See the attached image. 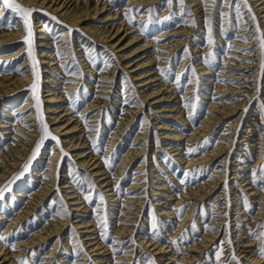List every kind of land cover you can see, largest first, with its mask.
Returning <instances> with one entry per match:
<instances>
[{
  "label": "rangeland",
  "instance_id": "374dc122",
  "mask_svg": "<svg viewBox=\"0 0 264 264\" xmlns=\"http://www.w3.org/2000/svg\"><path fill=\"white\" fill-rule=\"evenodd\" d=\"M81 1L85 2L86 0ZM204 1L199 0L201 5L205 4ZM16 2L19 3L18 0ZM130 2L131 0H91V4H110L114 8L96 15L94 19H92L94 17L92 15L91 19L84 21L83 24L103 25L102 28L111 29L113 32L119 25L124 24L118 34L111 35L109 40L112 39V41L105 44L100 43L86 33L82 29L83 24L67 29L68 25L61 19L56 17V19H53L49 14L37 9L32 12V17L29 19L35 20V22L40 21L36 20L38 16L43 15V19L49 17L47 21L41 19L39 25L36 22L35 26L32 27L34 33V44L32 46H35L36 49L33 54L37 62L36 70L39 67L37 50L43 48L39 46L41 42L39 43L38 40L43 39L38 38L40 34H38L37 30L43 24L47 27V38L49 39L46 41L51 43L48 50L53 52L54 60H52V63H55L48 65L46 63L50 59L44 58L46 62L41 65L44 70L47 69L48 71L45 72L43 70L42 73L41 70L39 71L40 91L42 89L44 96L47 93L45 91L52 89L54 95H62L64 96L63 98H67V101L58 99L59 101L52 103L59 108L53 111L54 113H47V116H59V124H63L67 117L71 118L70 122L75 119H78L76 120L77 122L80 120V131L64 136L68 137L67 140L70 138H73V140L81 138L82 140H87V147L82 148L81 145L73 153L64 151L68 153L67 156H64L57 150V148L62 147L61 139L58 137L60 140L59 144H57L56 141L48 138L41 146L35 159H32L31 164H29L36 145L34 146L28 161L21 167L20 173L23 172L24 174L22 176L17 175L16 177L18 178L12 180L13 185L11 184L10 190L5 192L3 198H0V212L4 216V219L0 220V235L8 238L6 241L0 240V247L3 244L9 246L10 250L12 245H14L15 250H19L20 245L18 243L21 240H28L37 232L44 233L46 229L60 222L64 226L57 235H54L41 245H31L23 253H20L22 257H19L12 264H20L22 260L27 261V264H112L117 261L122 262V264H153V261L154 264H164L163 261L169 257L170 261H172L169 264H173L174 262L182 261L178 258L181 256L194 257L189 264H252L246 257H242L243 255L240 252L250 249V247L242 246V240H255L253 242L255 246L253 245V247L257 251H259L258 246L264 243V240L254 238L249 233V228L257 234L264 232V228H258V225L264 224V217L255 219L258 211L261 210L263 202L261 193H264V190L254 184L251 178V173L256 171L258 179L264 182V176L259 173L260 166L264 165V157L260 158V153H264V146H262L263 142L261 141L263 139L262 135H264V109L260 107V104L264 103V76L261 75L262 69L260 68L264 62V55H262L264 50L259 47V43L254 44L255 40L259 42L260 40L259 35L254 31L255 25L251 19V14L244 6L243 0H227V4L224 5H221L220 0H207V12L204 7V13L202 14H194L195 9L189 7V0H184L183 4L179 0H173L172 4H168L167 0H156L152 6L144 7L155 10L151 13V22H149L150 14L142 9H137L135 13L129 12L130 15L136 17L133 22H130L124 14L126 11L138 6V4L131 5ZM234 3L241 4V19L238 20L236 18L234 10H231L230 17H221L219 13L221 11L230 12L228 5ZM247 4L251 6L252 13L255 14L259 21L260 29L264 31V22H261L263 19L255 12L250 0H247ZM2 6V3H0V11ZM92 9L93 6H91ZM186 9L190 10L191 14L185 11ZM5 11L4 17L0 18L1 27H13L17 24V18L23 21L19 14L13 13L7 8ZM116 11H118V14L112 15ZM108 14L111 17H117V19H112L107 23L100 22L104 19L102 16ZM166 17L171 18L165 19ZM179 17L183 19L181 26L169 25L177 22ZM193 20H195V24L192 23ZM207 21H210L211 24ZM250 22L252 25L247 26ZM132 26L136 31L128 33L130 30L126 31V28ZM180 27L189 29V34H183L181 30H174L180 29ZM209 27L212 29L211 35L214 43L209 42ZM66 31L71 33H66ZM164 31L178 32L167 36L166 42L180 41L183 43V45L171 51L170 56H158V48L155 47L149 49L150 52L140 51L124 60L120 58L119 55L121 53H128L138 44V42L128 43L129 39L141 35V38H147L156 43L159 41L157 36ZM241 31H244V33H240ZM243 37H248V39L245 40ZM253 37L256 38L253 39ZM63 39H70L71 41L72 53L69 59H66L65 52L67 50L62 51L61 49L62 45H60V42ZM113 42H117L116 46L120 45L116 49L117 51L110 47ZM237 44H250V47L246 48ZM23 45L24 41L22 40L8 44V49H0V55L16 52ZM229 45L232 47L229 48ZM4 46L6 45L0 44V48ZM58 53L63 55H58ZM152 55H156L161 61H157L158 58H155L151 65L136 69L139 63L149 60ZM24 56L26 57L27 54H22L13 60L11 59L12 61L10 62L9 60H0V77L7 73L12 76L23 75L24 69L21 64L25 58ZM245 56L253 57L256 61L254 59H246L244 58ZM231 59L233 61H228ZM94 60L96 61L95 65L93 63ZM105 61H108L111 66L105 68ZM246 61H252L251 63L258 64L259 67L240 68L239 66ZM200 62H205V67L211 68L210 75H201L203 71L199 69L201 67L199 65ZM229 64L232 66L231 71L247 72L246 74L252 76L244 79L227 77L230 74L227 71L229 67L226 65ZM89 66L91 69H89ZM170 66V71L161 72V69H169ZM193 67L195 68V75L191 71ZM257 68L261 69L259 71L260 74L254 72ZM151 69H155L159 78L162 77L160 78L161 81L152 83V86L144 85L138 87L139 84H142L140 82L145 79L136 80L139 75H135ZM104 74L110 75V77L101 78L100 76ZM46 76L51 82H46ZM205 78L208 79V83ZM177 79L180 81L179 86L176 82ZM72 81H76V86H68L69 83H73ZM107 81H111V83ZM166 81L168 84L173 85L171 89L165 87L154 96L144 98L143 95L145 93L159 90ZM217 84L230 85L246 90L239 93H228L225 97L219 98V102L226 101L230 103L231 107L238 106V103L242 101L247 104L242 109H239L237 113L225 118L224 122L221 123V127L219 129L215 128L213 133L195 142H188L187 136L194 130L193 128L199 126L208 113L209 100L216 95L221 97L220 91L217 90ZM27 93L29 92H25L21 96H18V94L8 96L0 102V125H2L1 121H5L10 126L7 128L0 127L1 170L7 164V160L1 157L4 156L3 152H6L8 157L12 159L11 148L25 142V133L28 134L32 121L36 120V118L28 119L27 115L31 110L18 111L22 107L24 100L27 99ZM171 93L173 95L166 99L168 101L154 103L156 99H159L164 94L170 95ZM176 96H179L182 102L181 100L177 101ZM33 97L35 99L34 94ZM95 100L101 102L98 106L102 108L86 111L89 104ZM125 100L128 102L125 103ZM46 105L50 104L46 103ZM185 105H195V108L186 107ZM178 106H183L184 114L187 118L186 122L173 117V114L177 112ZM140 107L142 109L137 113L136 109ZM63 108L70 109L69 112L71 113L63 117ZM190 112L192 113L191 118L189 117ZM95 113H99L97 114L98 118L92 119ZM38 115L40 116V113ZM81 116H85L86 119H79ZM239 116L240 123L233 124ZM95 121L97 123H92ZM38 125H40V121ZM161 126L163 127L161 128ZM232 126L237 129L235 137L225 139L226 144L232 145L231 149L227 151L226 155L216 157L209 164L186 168L185 165L177 160V157L172 155V152L165 150L166 144L170 140H168V137H163L166 135L164 132L172 133L170 129H164L165 127L171 128V130L175 128L177 133L183 134L180 144L185 146V150L189 147L196 148L200 142L210 138V143L202 145L199 151L196 152L201 153L215 148L223 135L232 129ZM123 127L125 128L121 130V136L116 139V143H112L116 131ZM5 129L10 132L4 133L6 132ZM97 129H99V132H97ZM141 132H147L146 139L134 143L137 142L136 140ZM249 137V143L246 144L245 141ZM94 139L96 140L95 147H93ZM144 144L147 145V150L144 151L145 155L138 160H131L132 162L125 172H118L120 167L124 166L120 164L123 163L125 153L131 147L137 149ZM89 149H91L92 154L97 155V159L99 158V162H101L99 169L102 168V172L104 174L107 173L105 177H109L108 179L115 188L119 184V190L117 189L114 192L116 194L114 197L113 195H108L110 194L109 191H105L103 187L105 180L101 182L97 176L92 174V167L80 166L79 161L82 158H78L79 155H75V153L85 152ZM56 152L61 156L54 157L53 154ZM106 157L113 164V169L111 170L105 164ZM259 159L261 162L258 161ZM50 163L56 164L52 165ZM26 164L29 167L25 172L24 167ZM139 167L143 169L138 170ZM197 168H203V173H196L195 176L190 175L187 178V182L182 184L183 173ZM220 168H222L224 174L223 181L219 183L211 194L201 201L191 198L186 203L183 200L181 203L178 202V206H176V197L181 196L188 187H196L212 177L219 176L216 175V172ZM33 173L39 175L35 177ZM139 175L141 178L138 177ZM234 175H236V178H234ZM51 177H54L55 185L48 195L39 199V203L31 209V215L27 216V220L23 225L20 224L15 229L11 228L6 233V229L10 224L8 220L11 219L14 222L13 219L17 218L16 214L30 207L32 198L36 197L35 195L39 193L46 180ZM243 180H245L244 183ZM89 182L95 183V190L89 187ZM225 182H227L226 187ZM248 182L252 183L249 187L257 190L255 195L249 192L250 189H246L245 184ZM138 183H142L143 187L132 189L133 186L139 185ZM68 184L72 185V187H64L68 186ZM4 187L5 185H2V188ZM16 190L25 192L26 197L16 196ZM74 191L77 194L75 199H80L82 208L87 206V209L75 210L77 206L72 203L73 200L70 197ZM101 194L105 198L104 203L100 201ZM171 195H173L172 199L170 198ZM86 196L90 198L91 202L89 199H85ZM244 196H247L252 206L250 209L244 206ZM129 197L135 200L138 199V201H128ZM189 203L190 207L194 208V213L188 224L184 225L182 223L190 207L183 214L177 210ZM172 208L174 213L171 217L163 215L165 210ZM129 211L131 212L129 215L133 217V220L131 222L123 221L127 220V218L122 219V216L128 214L127 212ZM240 211L244 213H240ZM65 212L69 214L63 215ZM66 219L68 220L66 221ZM104 220H106V227L102 226ZM193 222L196 225L194 230L190 229V225ZM121 223L131 225L126 226L129 230L126 229L127 235L123 237L117 235L115 228L116 224L120 225ZM80 224L86 227L79 228ZM154 224L155 228L153 227ZM180 224L183 225L181 226L182 229L178 233L173 234V232L177 231ZM57 227L62 226L57 223ZM95 227H98V229L93 232L98 234L94 235H99L97 240H100L103 245H107L108 249L107 252H104V254L108 253V255H105V259L101 258L103 260L101 263L96 260V257L100 256L93 255L101 251L89 252L92 247L88 244L97 240L88 239L93 234L85 232V230H93ZM212 229L219 230V233L205 249L194 248L195 251H186L190 250L192 245L202 247L207 242L206 239H210L205 234H213ZM186 230H188L186 238L181 239ZM144 235L153 237L158 242V245H171L172 248L166 256H161L163 254L158 253L159 251L155 250V246L149 247L143 244L144 242L141 239ZM104 237H107V239ZM133 239L134 243L131 242ZM229 239H231V244L228 243ZM124 241H128V243L122 245L120 242ZM174 241L178 242V244L173 243ZM55 244L58 247L56 253L53 252ZM232 245L241 247L240 252H238V249H233ZM122 246L123 252L120 251ZM218 247H222L219 262L216 260ZM114 248L117 250L115 254L113 253ZM175 251H177V254L172 253ZM233 253L236 259H232ZM199 254L200 256H197ZM123 255H129L125 256L128 260L122 261L118 259L124 257ZM47 258L52 259V261L50 263L43 261Z\"/></svg>",
  "mask_w": 264,
  "mask_h": 264
},
{
  "label": "bare ground",
  "instance_id": "6f19581e",
  "mask_svg": "<svg viewBox=\"0 0 264 264\" xmlns=\"http://www.w3.org/2000/svg\"><path fill=\"white\" fill-rule=\"evenodd\" d=\"M20 4H22L25 8H30V9H37L41 12H45L47 14H49L51 17H56L58 19H61L63 22H65L68 25V28H72V27H77L78 24H83L84 21H88L89 19H91L90 17L92 15H94V17L92 19L95 18L96 15H100V13H105L109 10H111L114 7H111L110 4L108 5H103V4H91V0H86L85 2L81 1V0H18ZM204 1V0H203ZM156 0H131V5H142L144 7H150L153 4H155ZM205 2V1H204ZM255 12L257 14L260 15V18L263 19L261 22H264V0H250ZM189 7H193L195 9L194 14H202L204 13V4L201 5V2H199V0H189ZM213 3V2H212ZM91 6H93V9L91 10ZM6 7L2 6L1 11H0V18H3V14L6 12L5 11ZM117 15L118 11H116L115 13H113L112 15ZM32 17V14L31 16ZM35 17V16H34ZM191 17V16H190ZM192 17H194L192 15ZM102 18H104L102 21L100 22H104L107 23L108 21L112 20V19H117V17H111L110 14L102 16ZM119 18V17H118ZM147 18V17H145ZM33 19V18H32ZM40 20V21H36L39 25V23L41 22V19H43V15L42 16H38L36 17V20ZM49 17H45L43 20H48ZM21 19L17 18L16 19V25L12 26H6L5 28L0 26V44L1 45H6L4 47H1L0 49H4L7 48L8 49V44H11L13 42L22 40L24 41V45L17 50L16 52H11V53H5L3 55H0V60H9L12 61L13 59L21 56L22 54H27V56L24 58L23 63L21 64V66H23L24 69V74L23 75H11L10 73L4 74L2 75V77H0V102L1 100H3L4 98H7L8 96H13V95H17L21 96L22 94H24L25 92H29L28 97L26 100H24V103L22 104V107L20 108V112L22 111H27V110H31L30 113L27 115L28 119H34L36 118V120H33L31 128L28 129V134H26V138H24V143H22L21 145H18L16 147L11 148L12 150V155L13 158H9L8 154L6 152H3L4 156H1L2 159L4 158V160H7V164L4 168H0V188H2V185H7L9 181H12L14 177H16L20 171H21V167L28 161L29 155L32 152L34 146L36 145V143L40 140L41 138V131H40V125H38L39 122V115L38 112L36 111V101L33 97V92L31 90V86L33 83H35V75L33 73V60L32 57H30L28 55L29 52V45L26 42L28 39V31L25 28L24 25V21H20ZM182 18L179 17V20L177 22H174L172 24V26H181L180 24H182ZM23 22V23H22ZM35 20H30V24H31V28L33 26H35ZM48 25V24H47ZM252 25V23L250 22L247 26ZM103 25H90V24H83L82 25V29L88 33L92 38L96 39L97 41H99L100 43H109L111 40H109V38L111 37V35H115L118 34L119 31L121 30V28L124 26V24L122 23L121 25H119L116 30L113 32L106 28H102ZM38 34H40V36L38 38L43 39V40H38V42L41 44H39L40 47H43L40 50H37V59H38V69L36 71H40L41 73L43 72V67H42V63H45L46 60L44 58H48L50 60H48V62L46 64L51 65V64H55L52 63L54 60L52 54L53 52L49 51V47L51 46V43H49L48 40L49 38H47V27L45 24L41 25L39 28ZM130 30V32L128 33H133L134 31H136L135 28L132 27H128L126 28V31ZM174 30H181V32L183 34H189V29L186 28H182L180 27V29H174ZM33 33V31H32ZM66 33H71V32H67ZM110 33V34H107ZM172 33H178L177 31H164L161 32L157 37H158V42L155 43V41L152 40H148L147 38H141V35L135 36L132 39H129L128 43L132 44L135 42H138L137 46L132 49L131 51H129L128 53H121L119 56L122 60L136 54L137 52L140 51H146V52H150L149 49L158 48V56H170L171 55V51L177 49L179 46L183 45L182 42L177 41H169L166 42L165 40L167 39V36H170V34ZM240 33H244V31H241ZM37 34V35H38ZM32 41L34 44V33L32 36ZM62 45L61 49L62 51H66V59L70 58V55L72 53V46L70 39H63L60 42ZM117 42H113L111 43L110 47L113 50H116L120 45L116 46ZM235 43V42H232ZM260 43L258 40H255L254 44H258ZM32 44V45H33ZM38 44V43H37ZM240 45L242 47H246L249 48L250 44H237ZM53 46V45H52ZM38 48V47H37ZM35 46H32V51L33 54L35 52ZM117 51V50H116ZM119 51V50H118ZM197 51V50H194ZM256 51H261V50H256ZM50 57V58H49ZM59 58V57H56ZM155 58H158L156 55H152V57L149 60H144L141 63H139L136 67V69H142L144 67H147L149 65H151ZM244 58L246 59H254L253 57H249V56H245ZM12 59V60H11ZM141 59V58H138ZM45 60V61H42ZM157 61H161V59L158 58ZM228 61H233L228 60ZM254 61H256V59H254ZM252 61H246L243 62L241 66H239L240 68H247V67H259L258 64H254L251 63ZM264 63V62H263ZM199 65L201 66L199 69L202 70L203 72L201 73V75H210L211 73V68L206 66L205 67V62H200ZM227 67V71H229V74L227 77L230 78H236V79H244V78H248L252 75L250 74H246L247 72H234L231 71V65H226ZM155 68V67H154ZM261 68V66H260ZM89 69H91V67L89 66ZM181 69V68H180ZM224 70H226L224 68ZM261 70V69H260ZM258 68L256 70H254V72L256 74H260V71ZM45 72H47L48 70L45 69ZM231 71V72H230ZM40 73V72H39ZM237 73V74H235ZM138 76L137 79H145L142 80L139 84L138 87L144 86V85H148V86H152V83L156 82V81H161L159 75H157L155 69H151L148 71H145L143 73L140 74H136L135 76ZM101 78H109L110 75L104 74L103 76H100ZM46 78V82H51L48 79V76L45 77ZM165 80V79H164ZM163 80V81H164ZM205 81H207L208 83V79L205 78ZM73 83H69L68 86H76V81H72ZM161 83V82H160ZM40 86V84H39ZM173 85H170L167 83V81L165 83H163L161 85V88L159 90H154V91H150L145 93L143 96L144 98H148L150 96H154L156 93H159L162 88H167V89H171ZM177 86V85H176ZM46 88V87H44ZM141 90V89H140ZM217 90L220 91V96H213L208 103V113L206 114V116L203 118L202 122L199 124L198 127L193 128L194 130L187 136V138L189 139L188 142H195L205 136H207L208 134H211L215 131L216 129H219L221 127V123L224 122V119L227 118L230 115H233L235 113H237L239 111V109H242L244 105H246L247 103L242 101L240 103H238V106H230V103L226 102V101H222L219 102V98L225 97L228 93H239V92H244L246 91L245 89H241L239 87H232L230 85L225 86L223 84H217ZM171 91V90H169ZM47 92L44 96H43V91L41 89L40 91V87L38 88V94L39 97L42 101V105H41V112L43 113L44 119L46 124L48 125L49 130L51 131V133L53 135H55L56 137H59L61 144H62V148L64 149V151L69 152V153H73L76 151V149H79L80 146L82 145V148L87 147L86 143L87 140H82L78 139V140H73V138H70L67 140V136L64 135H68L70 133L73 132H77L80 131L79 129V121L77 122L75 119L74 121H71V118L67 117L66 121L63 124H59L58 123V118L59 116H54V117H50L47 116V113H54L53 111H55L56 109H58L59 107H55V105H53L52 103H54L55 101H67V98H63L64 96L62 95H54V93H52V89H48ZM189 92V91H188ZM173 93H171L170 95H163L162 97H160L159 99H156V101H154V103H160V102H164V101H168L166 99H169L170 97H172ZM187 95V94H186ZM23 98V97H22ZM47 98V99H45ZM175 98H177V101H180L181 99L179 98V96H176ZM20 99V98H19ZM59 99V100H58ZM206 99V97H205ZM233 101V100H232ZM182 102V100H181ZM46 103L50 104V105H46ZM187 103V102H186ZM101 104L100 101L95 100L93 102H91L89 104V106L86 108V111H90L91 109H97V108H102L99 107L98 105ZM240 107V108H239ZM141 107L137 110V113L141 111ZM70 109L68 108H63L62 111L63 112V117L64 116H68L71 112H69ZM170 110V109H169ZM169 110H161V111H169ZM177 112L175 114H173V117L180 119L183 122L187 121V118L185 116V112L183 110V106L177 107ZM175 110V111H176ZM173 111V110H170ZM97 114L99 113H95L92 119L98 118ZM79 119H85V116H81L79 117ZM35 122V123H34ZM8 123V122H7ZM7 123H5V121H1L0 127H10ZM92 123H97V121L92 122ZM220 123V124H219ZM234 123H240V116L236 118V120L233 122ZM67 124V125H66ZM125 125V124H124ZM217 125H219L218 127H216ZM239 126V125H238ZM237 126V127H238ZM163 126H161L162 128ZM125 127L120 128L119 130L116 131V135H114V139H112V143H116V139L119 138L122 134L121 130H124ZM164 129H170V131H172V133H166L164 132L163 137L166 138L168 137V140H170V142L168 144H166V149L169 152H172L175 157H177V160L180 161V163H182L183 165L186 166V168H194L197 165H206L209 164L211 162L214 161V159L218 156L221 155H226L227 151L231 149L232 145L231 144H226L225 139H230V138H234L236 133H237V129L235 128V126H232V129L230 131L232 132H228L225 133L223 135V137L221 138V140L218 142V144L216 145L215 148L211 149V150H206L204 152L201 153H193L191 155H189L187 153V150H185V146L181 145L180 142L183 139V134L182 133H177V130H175V128H173V130H171V128L165 127ZM6 130V129H5ZM86 130V129H85ZM174 131V133H173ZM10 131L6 130V132L4 133H9ZM147 132H141L139 134V137L137 138V142L134 143H138L141 142L143 140L146 139ZM230 135V136H229ZM228 136V137H227ZM262 142L264 146V135H262ZM248 140L246 139L245 143L248 144ZM86 145V146H85ZM57 150L60 151V148H57ZM147 150V145H143L142 147H139L137 149H134L133 147H131L127 153H125V156L123 157V163L120 164L121 166L124 165L123 167H120V171L118 172H125V170L127 169V167L129 166V164L132 162L131 160H138L141 156L145 155V152ZM262 150V149H261ZM61 152V151H60ZM75 155H79L78 158H82L79 161L80 166H86V167H92V174H94V176H97V178H99V181L103 182V187L105 188V191H109L110 194L108 195H113V197L116 195L114 194L115 191H117V188L114 187L113 183H111V181L108 179L109 177H105L107 173H103L102 172V168H100V163L99 162V158L97 159V155L92 154L91 149H89L88 151L85 152H77L75 153ZM74 155V156H75ZM54 157H60L59 154L56 152L53 154ZM85 157V158H83ZM264 157V153H260V158ZM93 159H95L93 161ZM260 161V159L258 160ZM91 162H93L92 164H90ZM126 162V163H125ZM261 162V161H260ZM52 165L56 164V163H50ZM144 166V163H143ZM1 167V166H0ZM54 167V166H53ZM143 169L142 167H139L138 170ZM237 171V170H234ZM34 174V173H33ZM35 177L39 174H34ZM216 175L219 176H215L212 177L210 180L206 181V182H202L200 183L198 186L196 187H188L186 189V191H183V193L181 194V196L176 197L175 201L176 206H178V202L181 203L183 200L186 201V203H188V200L192 199H196L198 201H201L202 199H204L205 197H207L209 194H211L216 187L219 185V183L221 181H223V172H222V168H220L217 172ZM44 177V176H42ZM140 177V175L138 176ZM47 178V177H46ZM141 178V177H140ZM138 178V179H140ZM234 178H236V175H234ZM245 182V180H243V183ZM143 183V182H142ZM142 183H138L139 185L137 186H133L132 189H137V188H141L143 187ZM252 183L248 182L245 184L246 189H250L249 192H252V195H255V193H257V190L254 188L249 187ZM13 185V184H12ZM11 185V186H12ZM55 185V179L54 177H51L49 179L46 180V182L44 183V185L42 186L41 190L39 191V193H37L35 196L33 197L32 200L30 201V204H32L30 207H28L27 209L23 210L21 213L16 214L17 218L13 219L14 222L11 221V219L8 220V222H10V224L8 225L7 229H6V233L11 229V228H18V226L23 225V223L27 220V216L31 215V209H33V207L37 206V203H39V199L44 198L48 195V193L51 191V189L54 187ZM66 188H70L72 187V185L68 184V186H64ZM73 191V190H70ZM15 195L18 197H24L25 196V192H22L21 190H16L15 191ZM41 193V195H39ZM70 195L71 199L73 200L72 203L76 204L77 207H75V210H80L83 208H88L87 206H83L82 208V202L80 201V199L77 198V200L75 199L77 197L76 191L72 192ZM155 195H160V194H155ZM261 196L263 197V202L261 205V210L258 211L257 213V218L255 219H260L262 217H264V193H261ZM26 197V196H25ZM173 195H171V199H172ZM128 201H138L135 199H131V197H129L127 199ZM130 203V202H129ZM81 204V205H80ZM172 209H168L165 210L163 212V215L166 217H171L172 214L174 213ZM240 210V209H239ZM128 214H125L124 216H122L123 218H127V220H123V221H127V222H131V220H133V217L131 215H129V213H131L130 211L127 212ZM194 213V208L190 207L188 209V212L186 214V217L183 221L182 224L187 225L188 222L190 221V219H192V215ZM240 213H244L243 211H240ZM4 216L3 213L0 212V220H3ZM69 219V218H68ZM66 219V221L68 220ZM121 221V220H120ZM57 223L58 225H61L62 227H57ZM56 224H54L51 228H48L45 230L44 233H39L37 232V234H34L33 236H31L28 240H21L18 245H20V249L19 250H13L12 248L9 250V246H5V245H1L0 247V264H12L13 262H15L20 256V253H23L26 249H28L29 247H31V245H41L43 243H45L46 241H48L50 238H52L54 235H57V233H59V231L62 230L64 224H61L60 222H57ZM81 226H79V228L82 227H86L83 226L82 224H80ZM126 226H131L127 223H121L116 224L115 228H116V233L118 236H126L127 235V230L128 228H126ZM181 226L183 225H178L177 231L173 232V234L178 233L179 230H181ZM98 227H95L93 230L89 229V230H85V232H90L93 235H90L88 237V239L90 240H97L99 235L95 236L96 234H98L97 232H93L95 230H97ZM27 230V229H26ZM129 230V229H128ZM212 233H210V235L205 234V236L207 238H210L209 240L206 239V243H204V245H202V247H199L198 245H192L191 249L186 250V251H195L194 248H199V249H205L208 244H210L212 242V239L215 238L218 233L219 230L215 229L214 231L212 230ZM95 234V235H94ZM142 242H144L143 244L145 246H155V250L159 251L158 253H162L163 255L161 256H166L168 251L172 248L171 245L166 246L165 244H160L158 245V242L155 241V239L153 237H149L148 235H144L143 238L141 239ZM243 245L242 246H246V247H250V249L248 250H243L240 252L241 247L239 248L238 246H233V249H238V252H240V254H242V257H246V259L250 260V262L252 264H264V257H261L259 254V251H257V249H255L253 247V245L255 246V244L253 243L255 240H242ZM88 245H90V247H92V250H89V252L92 251H101V252H96L93 255H99L100 257H96L97 262L103 261L102 259H105V255L104 252H107V245H103L102 243H100V240H97L95 242L91 241ZM201 246V244H200ZM58 247L57 244L54 245L53 247V252L56 253ZM167 250V251H166ZM200 251V250H199ZM173 254H177V251L172 252ZM201 253V252H200ZM51 256V255H50ZM102 256V257H101ZM124 257H120L118 259L122 260V261H126L128 260L127 257L125 256H129V255H123ZM197 256H200L197 255ZM175 257V255H174ZM53 258V257H50ZM47 258L44 259L43 261H46L47 263H50L52 261V259ZM102 258V259H101ZM173 258V256H172ZM180 258L179 260H182L180 262H174L173 264H189V262L194 258H187V257H178ZM172 261H170V257L166 258L163 263L164 264H169ZM125 263V262H123ZM112 264H116V263H112ZM125 264H129V263H125Z\"/></svg>",
  "mask_w": 264,
  "mask_h": 264
},
{
  "label": "snow or ice",
  "instance_id": "6c2138e0",
  "mask_svg": "<svg viewBox=\"0 0 264 264\" xmlns=\"http://www.w3.org/2000/svg\"><path fill=\"white\" fill-rule=\"evenodd\" d=\"M173 0H167V3L168 4H172ZM179 2L181 4L184 3V0H179ZM0 3H2V5L4 7H6L8 10H10L11 12L13 13H17L19 14L22 18H23V21H24V25H25V28L27 29L28 31V39H27V43L29 45V52H28V55L30 57L33 58V69H34V75H35V83L32 84L31 86V90L33 92V94L35 95V99H36V111L38 113H40V116H39V121H40V131L42 133L41 135V138L40 140L37 142L36 144V147L32 153V157L30 158L29 160V164H31V160L32 159H35V157L37 156V154L39 153L40 151V148L41 146L44 144L45 140L48 139V138H51L52 140L56 141L57 144H59V138L54 136L51 131L49 130L48 128V125L46 124L45 122V119H44V116H43V113L41 112V105H42V101L39 97V94H38V88H39V81H40V74L38 71H36V60H35V57L33 56V51H32V44H33V41H32V36H33V33H32V28H31V24H30V16L32 14L33 11H35L34 9H30V8H25L23 7L22 5H20L19 3L16 2V0H0ZM220 3L221 5H224V4H227V0H220ZM243 4L244 6L248 9V12L251 14V19L255 25V28H254V31L259 35V40H260V43H259V47L264 50V31H262L259 27V21L257 20V17L255 16L254 13H252L251 11V6L247 4V0H243ZM204 7H205V11L207 12V0H205V4H204ZM229 9H230V12H223L221 11L219 14L221 17H224V18H228L231 16V10H234L235 11V16L236 18L239 20L241 19L242 17V13L240 11V7H241V4L240 3H234L232 5H228ZM137 9H142L144 11H146L147 13H149V22H151V13H153L155 10L153 8H144V6L142 5H138V6H135L132 10H129V11H126L125 12V17L128 18L130 20V22H133L135 20V16L134 15H130L129 12H132V13H135V11ZM185 11H187L189 14H191V11L186 9ZM171 17H166L165 19H170ZM53 19H56L55 17H53ZM209 24H211L210 21H207ZM193 24H195V20L192 21ZM212 29L211 27H209V42L210 43H214V40L212 39ZM256 37H253V39H255ZM243 39L247 40L248 37H243ZM232 46L229 45V48H231ZM58 55H63L62 53H58ZM262 55H264V52H262ZM94 65L96 63V61L94 60L93 61ZM63 67H66L64 65H62ZM111 65L109 64L108 61H105L104 62V67L107 68V67H110ZM261 69H262V72H261V75L264 76V63L261 64ZM171 70V66L169 67V69H161V72L162 73H165L166 71H170ZM193 75H195V68L193 67L191 69ZM70 74H75V73H70ZM81 74H82V70H81ZM108 83H111V81H107ZM177 84L179 86L180 84V81L179 79H177ZM199 83L198 81V78H197V84ZM235 83V82H233ZM198 99V97H197ZM128 101L125 100V103H127ZM186 107H192V108H195V105H185ZM260 107L261 109H264V103H261L260 104ZM189 117L191 118L192 117V113L190 112L189 113ZM86 119V118H85ZM91 131V129H90ZM97 132H99V129H97ZM210 143V138H206L205 140H203L202 142H200V144L197 145L196 148H192V147H189L187 149V153L189 155L195 153V152H198L200 147L202 145H207ZM96 146V140L94 139L93 140V147ZM60 151L61 153L64 155V156H67L68 153L64 152L63 148L61 147L60 148ZM105 164L111 169H113V164L111 163V161L106 157L105 158ZM28 167L29 165L26 164L25 167H24V171L26 172L28 170ZM204 169L203 168H197L193 171H185L183 173L184 175V179L181 180V183L182 184H185L187 182V178L191 175V176H195L196 173H203ZM259 173L264 176V165H261L260 168H259ZM24 173L21 172L18 174V176H22ZM16 178L18 177H14L13 180H15ZM251 178H252V182L254 184H256L259 188H261V190H264V182H261V180L258 179V175H257V172L256 171H253L251 173ZM13 181H9L7 185H5L4 188H0V198H3L4 194L6 191L10 190V187H11V184H12ZM227 186V182H225V187ZM89 187H91L93 190H95L96 188V185L94 182H89ZM117 189L119 190V184H117ZM85 199H89L90 201V198L89 197H85ZM100 201L102 203L105 202V198L104 196L101 194L100 195ZM91 202V201H90ZM243 202H244V206L246 208H251L252 206L250 205L249 201H248V198L247 196H244L243 198ZM229 206H230V200H229ZM190 207V203L188 205H185V206H182V208L178 209L177 211L181 214H183L184 212H186L187 208ZM69 213L65 212L63 215H68ZM99 218V217H98ZM102 226L106 227V220H104L102 222ZM153 227L155 228V224L153 225ZM228 227H230V225H228ZM196 228V225H195V222H193L191 225H190V229L194 230ZM258 228H264V224H261V225H258ZM214 231V229H212ZM188 230L185 231V234L182 235L181 239H185L186 238V233H187ZM249 233L251 235H253L254 238H257V239H261V240H264V232L262 233H255L252 231L251 228H249ZM105 239H107V237H104ZM8 238L3 236V235H0V240H7ZM132 243H134V239L131 241ZM122 243V245L124 244H127L128 241H124V242H120ZM173 243H177L176 241H174ZM228 243L231 244V239L228 240ZM12 248L13 250H15V246L12 245ZM259 254L261 257H264V243H261L259 246ZM116 249L114 248L113 249V253L115 254L116 253ZM121 252L124 251L123 249V246L121 247L120 249ZM221 252H222V247H218V251L216 252V260L219 262L220 260V256H221ZM232 259H236L235 257V254L233 253V256H232ZM20 264H27V261H24L22 260L20 262ZM116 264H122V262L120 261H117ZM153 264H154V261H153Z\"/></svg>",
  "mask_w": 264,
  "mask_h": 264
}]
</instances>
